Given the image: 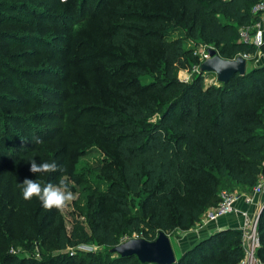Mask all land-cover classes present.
Masks as SVG:
<instances>
[{
	"label": "trees",
	"instance_id": "obj_1",
	"mask_svg": "<svg viewBox=\"0 0 264 264\" xmlns=\"http://www.w3.org/2000/svg\"><path fill=\"white\" fill-rule=\"evenodd\" d=\"M24 1L0 0V25H20L18 30L0 29V71L7 75L0 77L7 86L0 95L5 99L10 95L14 101H20V91L11 88L13 83L28 95L37 94V89L28 88L38 86L29 82L34 73L51 72L53 80L65 79L63 84L70 79L68 72L61 75L58 69L54 72L38 69L37 65L31 67L33 50L26 47L47 42L43 33L31 30L34 21L24 13L29 6ZM256 2L102 0L107 9L113 10L101 16V10L95 9L100 16V31L96 30L94 36L100 38L92 49L85 45L90 52L84 61L97 62L95 74L100 84L95 91L93 84L87 87L86 105L69 104L59 119L81 120L84 115L92 116L88 126L80 127L85 131V144L74 155L93 145L105 154L110 148L108 154L119 165L112 170L113 192H103L89 225L92 236L106 248L120 244L121 238L132 231L142 233V238L148 241L154 240L159 231L168 236L176 229L187 231L201 222L208 208L217 205L223 180L250 189L260 179L264 180V65L246 69L244 75L235 74L226 83L205 85L200 72L194 73L191 82H184L179 80L178 72L197 68L202 61L193 49L183 47L180 38L170 37L173 27L184 29L190 38L212 46L224 59L241 54L253 56L258 50L264 54V42L257 48L243 42L240 36V29L261 22L262 13L252 12ZM42 16L54 22L52 14ZM5 40L10 41L9 45L24 48L3 54L7 50ZM41 93L53 92L45 88ZM65 94V103L74 96ZM36 99L42 105L47 104L45 98ZM51 113L38 112L36 119L47 123ZM14 116L17 120L18 113ZM0 117L3 118L0 164L8 165L24 157L31 160L38 146L17 134V128L10 127L8 134H4L10 120L4 121L6 114ZM34 127L41 134L45 130L42 128L45 126L37 123ZM21 147L27 150L20 153ZM54 158L52 153L39 162H51ZM16 174L28 173L19 169ZM30 175V179L44 184L49 179L47 174ZM2 185L0 179V242L8 239L18 247L21 244L12 237L11 230L12 197ZM128 195L140 197L136 209H131ZM44 209L40 203L32 219L23 226L31 241L46 234ZM257 231L260 245L256 254L264 263V208ZM57 233L63 239L59 244L63 248L64 231L58 228ZM241 238L237 229L212 232L183 250L173 264H240L244 257ZM110 255L116 257L111 259ZM80 260L81 264H153L141 262L136 255L120 256L111 251L102 255L83 254ZM14 263L75 264V261L59 253L39 262L28 257L18 260L15 255L0 252V264Z\"/></svg>",
	"mask_w": 264,
	"mask_h": 264
},
{
	"label": "rangeland",
	"instance_id": "obj_2",
	"mask_svg": "<svg viewBox=\"0 0 264 264\" xmlns=\"http://www.w3.org/2000/svg\"><path fill=\"white\" fill-rule=\"evenodd\" d=\"M25 2L24 0H22ZM75 1V3H74ZM102 0H27L29 6L24 11L26 16L34 21V26L31 28L33 32L43 33L44 39L47 44L28 46L33 50V56L31 61V67L37 65L38 69L45 70H60L61 75L68 72L70 79L66 81L67 84H63L65 79H54L51 77V72L34 73L33 78L30 77L29 82L31 84H38V86L31 87L33 91L37 89V94L28 95L25 91L22 92L20 86H11L13 89L20 91V101H14L10 95H6V99L3 95H0V114H6L4 121L8 122V128H5L4 134H8L11 128H17V134L21 135L26 140H30L31 144L38 146L30 156L39 163L40 159L45 160L49 154L54 153L55 158L52 159L56 162L62 171L54 173H47L49 179L46 183L58 184L59 180L63 178L68 184L70 190L74 194V199L71 200L64 208L60 210L52 209L46 210L45 213V235H43L38 241H31L30 236L26 237L23 226L26 225L30 217L34 215L40 201L36 198L31 200H25L22 197L20 184L25 178H31L30 175V159L26 160L25 157L18 161L8 165L0 164V179L3 183L2 187L10 193L12 197V213L14 216L11 218V230L12 237L20 242V246L15 247L13 243L4 239L0 242V252L9 253L17 256V259H35L39 262H46L52 254H67L74 258L75 264H81V255H102L105 252L110 251L111 248H106L99 240L92 236L90 228V220L97 206L103 198V192L111 193V183L115 178L113 177V167L118 168L117 162H114L111 158L112 154H106L100 150L99 147L93 145L88 148H84L77 154L74 153L80 150L83 146L85 131L81 126H88L93 120V117L82 116L79 118L69 119L65 121L60 120V113L63 110L66 111V107L69 104L86 105L87 98L85 94H89L87 87L92 86L95 91L96 87L100 84L96 73L95 61H84L86 56L89 55L90 50L85 49V45L95 46L97 39L95 37L97 31H100L99 18L95 9L101 10L99 14L104 15L108 11H112L113 7L107 9L106 3H101ZM78 5V6H76ZM41 16L35 15L34 12H40ZM45 13L52 14L54 22L49 21L47 16H42ZM262 23L260 22V28ZM20 25L14 23H3L0 25V29L5 30H18ZM170 28V27H169ZM170 32L171 38H180L182 40L183 47L186 49H193L201 59L207 56V49L212 48L210 45L203 44L200 41H196L190 38L184 29L179 27H173ZM264 28V27H263ZM97 30V31H96ZM7 45V50H4L3 54H9L22 50L24 45L10 44V41H4ZM264 61V54L259 50L253 56H249L247 59V69L250 70L255 63L260 62V58ZM38 59L41 60L38 62ZM16 64V61H14ZM18 64H23L18 61ZM26 66H30L26 63ZM32 67V68H33ZM55 72V71H54ZM194 73H198V69L192 68L190 70H180L178 72V78L184 82H191ZM7 76L6 73L0 71V77ZM203 79L205 85L218 84L216 76L212 72L203 73ZM27 80V79H26ZM63 81V82H61ZM73 85V86H72ZM3 81H0V92H5ZM45 88H50V95H44L41 92L45 91ZM65 93L73 94L72 99H68L65 103ZM65 94V95H63ZM37 97H42L47 100V104L42 105L37 101ZM86 98V99H84ZM27 102V105H24ZM52 104V105H51ZM18 107H15L17 106ZM37 105L38 107H36ZM51 105V106H50ZM50 106V107H48ZM79 109V107H76ZM48 112L50 120L45 123L44 121H37L38 112ZM84 112V111H83ZM18 113L15 119L14 114ZM22 116V117H21ZM70 116V114H69ZM65 115V117H69ZM0 117V129H2V120ZM91 120V121H90ZM38 124L42 127V134L35 132L34 124ZM31 124V128L29 127ZM46 124V125H40ZM13 129V130H15ZM12 130V129H11ZM63 131V133H59ZM89 131L94 133L93 128L89 127ZM6 132V133H5ZM13 138V142H17L14 135L8 136ZM19 144H16L18 146ZM23 150H27L25 147L20 149V153ZM65 153H62L64 151ZM61 151V152H60ZM19 152L16 153V155ZM1 154V153H0ZM110 155V156H109ZM13 161V160H12ZM22 169L23 172L28 174L17 175ZM23 178V179H22ZM232 191L235 193H244L247 196L253 195L252 188H243L231 184L226 180L221 183V190ZM219 192V193H220ZM101 193V194H100ZM260 202L259 214L264 208V197L262 196ZM127 202L132 206L131 209H136L140 202V197L127 196ZM43 213L41 216H43ZM11 216L10 213L6 214ZM204 218V213L202 219ZM57 222L54 224L53 222ZM49 225L51 228L47 226ZM210 225V224H209ZM209 225L206 227L200 226V223H196L188 231L176 229L169 234L171 245L176 258L181 255L180 247L192 246L195 241H199L205 236L211 234ZM60 228L64 231L65 246L62 248L59 246L63 240L57 235V230ZM157 232L155 233V238ZM142 238V233L132 231L125 234L120 243L126 242L130 239ZM154 238V239H155ZM182 247V249H186ZM55 252V253H53ZM183 252V251H182ZM115 255H110V258H115ZM261 260V259H260ZM262 264H264L261 261ZM15 264V263H14ZM21 264V263H18Z\"/></svg>",
	"mask_w": 264,
	"mask_h": 264
},
{
	"label": "built area",
	"instance_id": "obj_3",
	"mask_svg": "<svg viewBox=\"0 0 264 264\" xmlns=\"http://www.w3.org/2000/svg\"><path fill=\"white\" fill-rule=\"evenodd\" d=\"M253 13H264V0H257L256 4L252 7ZM260 23L254 26H247L240 29V36L243 42H249L259 48L264 42V31L260 28ZM242 55V54H241ZM248 58L249 55H243ZM207 56L204 58L206 59ZM204 59H201L203 61ZM198 69L199 66L195 68ZM253 195L247 197L248 202H252L255 195H259L264 191V180L252 188ZM241 195L232 191L222 190L219 193V201L216 206L208 208L204 212V218L200 222V226L216 222L222 216L233 215L240 219L238 230L241 232V244L244 251V257L240 264H262L258 258L256 251L260 245L258 235V220L259 214H250L248 211H242L236 207V202Z\"/></svg>",
	"mask_w": 264,
	"mask_h": 264
},
{
	"label": "water",
	"instance_id": "obj_4",
	"mask_svg": "<svg viewBox=\"0 0 264 264\" xmlns=\"http://www.w3.org/2000/svg\"><path fill=\"white\" fill-rule=\"evenodd\" d=\"M208 57L199 64V72H212L217 82L226 83L235 74L244 75L247 69V59L237 55L234 59H224L216 49H207ZM120 256L136 255L143 263L173 264L176 262L169 236L159 231L154 240L143 238L130 239L110 249Z\"/></svg>",
	"mask_w": 264,
	"mask_h": 264
},
{
	"label": "clouds",
	"instance_id": "obj_5",
	"mask_svg": "<svg viewBox=\"0 0 264 264\" xmlns=\"http://www.w3.org/2000/svg\"><path fill=\"white\" fill-rule=\"evenodd\" d=\"M29 171L34 174H47L62 171L55 161L39 162L35 159L30 161ZM20 184L22 197L25 200L36 198L40 201L46 210H60L64 208L71 200L74 194L70 190L66 181L61 178L58 184L41 183L37 179L25 178Z\"/></svg>",
	"mask_w": 264,
	"mask_h": 264
},
{
	"label": "crops",
	"instance_id": "obj_6",
	"mask_svg": "<svg viewBox=\"0 0 264 264\" xmlns=\"http://www.w3.org/2000/svg\"><path fill=\"white\" fill-rule=\"evenodd\" d=\"M261 18H262L261 19V23H262L261 26L264 27V13L261 15ZM263 27H262V30L264 31V28ZM260 59H261L260 62L255 63L253 65V67L254 66L264 65V61H262L263 60L262 57ZM240 195L241 196L239 197V199L236 202V207L238 209H240L242 211H248L250 214H255V213H257V211L259 212V206L261 204L260 202L263 199L262 196L264 197V191L261 194H259V195H255L253 197L252 202H248L247 201V197L248 196L245 195L244 193H241L240 192ZM239 222H240V219H237L233 215H228V216H222L216 222L209 223L210 225L209 224L208 225H209L210 229H212L211 230L212 232H217V231H220V230H223V229H227V228L237 229L238 230ZM196 242L197 241H195L194 243H196ZM185 246H182V247L185 248ZM182 247H180L181 248L180 249L181 253L184 250V249H182ZM186 247L188 248V246H186Z\"/></svg>",
	"mask_w": 264,
	"mask_h": 264
}]
</instances>
